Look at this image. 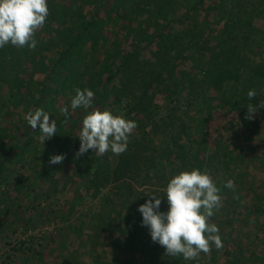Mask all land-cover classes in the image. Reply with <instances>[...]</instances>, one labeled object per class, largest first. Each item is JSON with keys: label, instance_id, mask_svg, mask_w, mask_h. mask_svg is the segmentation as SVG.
Returning a JSON list of instances; mask_svg holds the SVG:
<instances>
[{"label": "trees", "instance_id": "16d2710c", "mask_svg": "<svg viewBox=\"0 0 264 264\" xmlns=\"http://www.w3.org/2000/svg\"><path fill=\"white\" fill-rule=\"evenodd\" d=\"M48 8L44 27L35 32V49L10 44L0 49V199L14 194L18 204L22 196H28L23 179L10 178V166L29 151L26 142L36 137L38 130L25 121L18 135L11 123L3 127L2 117L43 109L50 121L55 120L57 132L47 140L50 149L42 157L31 150L33 156H40L37 180L41 177L52 183L60 164H50V159L73 152L69 162L80 181L79 191L92 192L96 197L116 184L119 190L126 188L127 197H134V203L122 192L112 199L103 198L111 212L116 207L133 209V214L120 222L118 213V219L113 220L115 228H123L128 242L123 247L131 248L137 241L149 244V231L141 226L138 207L150 200L149 196L161 195L160 211L166 212L164 190L172 177L192 169L208 174L216 171L214 160L228 151L222 147L203 161L212 126L224 114L235 113L245 140L257 134V117L264 115V60L260 58L264 55V0H48ZM260 21L262 27L258 26ZM53 52L56 56L49 57ZM8 65L12 75L4 71ZM25 68L41 73L42 79L25 81L13 74ZM31 86L35 87L34 94ZM86 88L95 93L93 107L78 108L79 119L95 109L112 108L117 115L122 108L124 118L137 123L124 153L117 156L109 151L96 156L89 150L77 155L82 125L73 117L76 111L69 108L66 119L63 108L58 110L53 105L56 97H63L64 108L69 106L76 89ZM249 90L257 93L251 100ZM249 104L257 110L251 119L247 118ZM156 133L167 136L154 148L150 137ZM227 156L235 158L231 163L236 168L244 163L231 153ZM145 157L148 160L144 162ZM228 157L222 162L229 163L223 167L231 179L234 168ZM139 172L146 175L141 185L152 189L149 195L126 186V181L135 180ZM250 211L264 214V209L252 205V210L243 209L238 215ZM10 212L8 208L0 212V227ZM211 221L218 223L217 214L208 223ZM217 226L232 227V222ZM219 235L223 246L217 249L212 245L211 264H217L218 253L221 264H264V256L255 251L246 250L245 256L231 233ZM150 244L161 264H187L182 256L172 257L157 243ZM200 255L190 263L200 261ZM58 264L76 263L64 258Z\"/></svg>", "mask_w": 264, "mask_h": 264}, {"label": "rangeland", "instance_id": "374dc122", "mask_svg": "<svg viewBox=\"0 0 264 264\" xmlns=\"http://www.w3.org/2000/svg\"><path fill=\"white\" fill-rule=\"evenodd\" d=\"M262 23L263 21H260L258 26L262 27ZM52 54L56 56L53 52L49 54V57ZM260 58L264 60V55ZM10 69L9 65L4 67V71L12 75ZM13 74H17L19 79L25 81L42 79L41 73L28 68L18 69ZM30 88L31 94H34L35 87ZM63 103V97H56L53 106L59 110L60 107L64 108ZM32 109H27V111L30 110L28 114ZM78 110H75L73 117L81 126L82 120L79 119L81 116ZM109 110L112 112V108ZM122 111V108L117 110V115H123ZM24 114L3 116V127L11 123L14 125V130L18 132L17 134H22V127L24 128L22 123L27 121ZM262 119L264 115L257 117L259 124L257 134L245 140L241 134L237 114H224L210 129L206 137L207 146L204 147L203 161L216 153L215 151H221L222 147L238 157L240 161H244V163H239L241 167L236 168L234 167L236 164L231 163L235 162V158L228 157L229 153L224 151L225 156L213 162L216 171L209 175L219 188L221 196V206L215 213L218 223L215 224L212 221L210 223L217 226L223 222H232V227H221L219 233L224 237L231 233L232 239L241 243L245 256L248 255L246 250H252L264 256V214L258 215L250 211L249 214L238 215L243 212V209L252 210V205L264 209V120ZM134 132L136 128L131 134ZM147 132L150 130L148 129ZM36 133V137L26 142L29 151L19 159L16 165L10 166L12 169L10 178L23 179L22 184L26 190L28 189V196H22L18 204L13 199L14 194L7 195V199H0V212L5 208L11 210L7 221L3 227H0V264H58L64 258L71 259L76 264H161L156 251L151 247L150 240L149 244L137 241L136 245L131 244V248L127 249L123 247L124 242H127L122 234L123 228L113 226V220L118 219L116 213L119 215L120 222L127 215H132L133 209L130 206L116 207L111 212L110 204L106 202L107 199L104 202L103 198L112 199L115 193L122 192L128 202L134 203L132 195L127 197L125 187L119 190L118 185H110L96 197L92 195V192L79 191L80 181L73 175L74 165L69 162L73 152L68 153L66 158L64 157L59 170L52 175L54 184L45 182L41 177L37 180L35 171H38L39 155L44 154L50 148L47 140L43 142L40 139L39 130ZM27 136H30V133ZM166 136L167 134H153L150 137L151 145L154 148L158 147ZM23 139L27 140L26 137ZM5 143L8 142L5 141ZM32 149L40 154L33 156ZM226 156L231 167L234 168L231 179L228 178L230 174L227 173V169L223 167L229 164L227 161L222 162L227 158ZM147 160L148 158H143L144 162ZM139 173L135 180H127L126 186L129 185L131 191L144 192L149 195L152 189L141 185L146 175L143 172ZM228 180L233 181L231 189L224 186ZM34 182H36L35 185ZM149 182L151 180H144L146 184ZM1 191L2 188H0ZM156 196L157 198L162 197L161 195ZM12 201L17 206L12 205L15 204ZM70 226L73 229L69 231ZM120 226L123 227L124 224ZM209 255H211L210 252L201 253V260L194 264H211ZM221 257V253L216 255L217 264L222 263ZM187 264H191L190 261L187 260Z\"/></svg>", "mask_w": 264, "mask_h": 264}, {"label": "clouds", "instance_id": "9594fccd", "mask_svg": "<svg viewBox=\"0 0 264 264\" xmlns=\"http://www.w3.org/2000/svg\"><path fill=\"white\" fill-rule=\"evenodd\" d=\"M48 15V0H0V49L9 44L35 49V32L44 27ZM256 95L255 90L247 93L250 100ZM94 96L90 89H76L70 105L62 109L65 118L70 115L69 108L72 111L92 108ZM246 109L248 119L257 112L251 104ZM26 119L32 129L38 128L43 142L56 135V122L50 121L43 109L27 114ZM136 127L134 120L123 115L95 109L82 120L77 155L93 150L100 156L109 151L118 156L127 150L129 136ZM63 159V155H55L49 163L60 164ZM224 186L231 189L233 181L228 180ZM164 191L166 212L160 211L162 201L155 195L137 209L142 217L141 226L148 228L152 242L162 246L167 255H180L188 261L195 260L200 253H209L212 245L217 249L223 246L218 226L208 223L221 206V196L207 172L182 171L168 181Z\"/></svg>", "mask_w": 264, "mask_h": 264}]
</instances>
